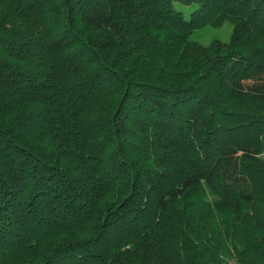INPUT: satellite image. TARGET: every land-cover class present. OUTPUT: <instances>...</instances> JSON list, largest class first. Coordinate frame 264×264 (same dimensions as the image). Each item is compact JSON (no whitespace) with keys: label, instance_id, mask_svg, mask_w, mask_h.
Masks as SVG:
<instances>
[{"label":"trees","instance_id":"trees-1","mask_svg":"<svg viewBox=\"0 0 264 264\" xmlns=\"http://www.w3.org/2000/svg\"><path fill=\"white\" fill-rule=\"evenodd\" d=\"M246 82L264 0H0V264H264Z\"/></svg>","mask_w":264,"mask_h":264},{"label":"rangeland","instance_id":"rangeland-1","mask_svg":"<svg viewBox=\"0 0 264 264\" xmlns=\"http://www.w3.org/2000/svg\"><path fill=\"white\" fill-rule=\"evenodd\" d=\"M175 7L183 14L184 19L188 21L191 18V14L198 8V5L196 3L191 5L176 4ZM232 30L233 26L229 22L224 23L219 28L207 27L194 32L191 36V41L202 45H209L213 41L228 42L230 40ZM245 87L248 91L264 94V83L246 82ZM262 158L264 160V154Z\"/></svg>","mask_w":264,"mask_h":264}]
</instances>
